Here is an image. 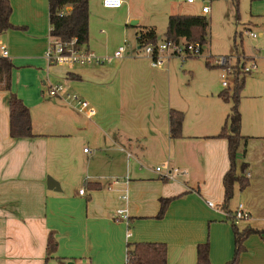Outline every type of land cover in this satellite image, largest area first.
I'll use <instances>...</instances> for the list:
<instances>
[{
	"label": "crops",
	"instance_id": "crops-1",
	"mask_svg": "<svg viewBox=\"0 0 264 264\" xmlns=\"http://www.w3.org/2000/svg\"><path fill=\"white\" fill-rule=\"evenodd\" d=\"M122 1L119 8L101 6L117 18L92 19L89 8L81 47L109 62L78 66L45 58L48 0H10L13 27L0 34L12 64L9 87L0 80V264H126L127 243L138 242L164 243L167 264H196V246L205 241L210 263L225 264L234 253L227 213L238 204L249 217L237 229L262 231L246 237L238 263L264 264V0H251L243 26L259 34L252 52H242L257 66L238 103L235 172L247 185L234 183L227 210L220 206L228 141L217 135L232 102L219 96L220 68L207 66L200 89L185 90L171 59L154 67L142 54L137 33L154 26ZM123 42L126 53L113 58ZM55 84L87 100L95 113L88 117L51 95ZM11 93L28 107L33 137L10 135ZM170 109L184 115L181 137L169 136ZM48 177L58 187L48 188ZM161 199L169 201L157 218ZM118 209L127 211V222ZM50 234L56 248L48 252Z\"/></svg>",
	"mask_w": 264,
	"mask_h": 264
},
{
	"label": "trees",
	"instance_id": "trees-1",
	"mask_svg": "<svg viewBox=\"0 0 264 264\" xmlns=\"http://www.w3.org/2000/svg\"><path fill=\"white\" fill-rule=\"evenodd\" d=\"M89 0H48L49 35L61 41L75 39L77 46H83L88 40V19ZM69 7V9H67ZM12 6L10 0H0V34L12 28L10 14ZM16 27V26H14ZM209 20L205 15L200 14H171L168 16L164 38L167 40L186 41L199 43L201 46L206 43ZM139 48L149 43H155L158 34L154 27H142L136 36ZM234 46L236 44L234 43ZM208 60V59H207ZM206 66H211L208 60ZM214 65V64H212ZM235 71L240 72L236 64ZM12 64L7 58H0V80L5 81L9 87V76ZM235 80L231 90H222L219 96L225 101H231L232 106L222 130L217 135L228 141L229 169L223 176L224 200L221 208L227 210V202L232 198L234 183L239 182L240 189L247 185V179L237 176L236 149L241 139L240 123L241 116L238 110V103L241 91L244 88L245 76ZM10 135L14 138L33 137L31 131L30 111L28 107L15 94L10 95ZM184 115L181 111L170 109L169 111V136L170 138L181 137ZM245 167V164H244ZM169 199H161L160 209L157 218L164 215ZM231 226L234 234V253L232 259L225 264H239L238 255L243 249V241L251 233L262 231L253 228L238 230L232 221ZM56 248V240L52 234L47 239V251L51 252ZM196 264H211L209 258V242L205 241L196 246ZM126 264H167V248L164 243L138 242L127 243Z\"/></svg>",
	"mask_w": 264,
	"mask_h": 264
},
{
	"label": "rangeland",
	"instance_id": "rangeland-1",
	"mask_svg": "<svg viewBox=\"0 0 264 264\" xmlns=\"http://www.w3.org/2000/svg\"><path fill=\"white\" fill-rule=\"evenodd\" d=\"M102 2L103 0H89L92 19L100 16L106 18L120 16L112 11L103 10ZM123 6L124 8L129 6L136 17L144 23L154 26L161 39L164 38L169 15H198L201 14L203 6L209 7V13L206 14L209 28L201 54L188 57L185 60L175 56L170 58L171 66L175 69L174 74L179 83L183 84L185 90L191 86V88L189 87L191 92L194 88L197 91L200 89V84L203 83L207 72L210 71L205 62L209 60L211 64H214L219 56H228L231 62L235 59L246 61L242 52H252L258 43L257 39H252L244 32L241 33L243 29H247L243 27L244 24L251 19V0H195L191 4L186 0H125ZM248 78L246 75L245 79L248 80ZM222 88L225 87L222 86ZM225 89L230 90L231 86Z\"/></svg>",
	"mask_w": 264,
	"mask_h": 264
},
{
	"label": "built area",
	"instance_id": "built-area-1",
	"mask_svg": "<svg viewBox=\"0 0 264 264\" xmlns=\"http://www.w3.org/2000/svg\"><path fill=\"white\" fill-rule=\"evenodd\" d=\"M188 3L194 2V0H187ZM103 6L106 8H119L122 6V0H103ZM209 7L203 6L201 12L203 14L209 13ZM244 32L246 35L252 39L259 37L257 32L251 31L250 29H243L241 33ZM160 39V41H159ZM128 44L123 42L113 53V58L122 57L127 51ZM142 54L147 56L151 60V64L154 67L163 66L171 57H178L181 60H185L188 57H193L201 54L202 46L195 42H186L173 40H167L165 38H158L155 43H149L144 47L140 48ZM0 58L8 59V50L5 44L0 43ZM45 58L49 64L55 65H78V66H89L93 64H102L109 62L111 57H100L95 52L88 48H82L76 45L75 39L70 41H61L58 38H54L49 35L48 47L45 53ZM215 66L221 68L220 78L221 85L228 88L234 80L240 79L243 74H249L256 69V63L254 61H239L231 60L228 56H219L215 61ZM238 65L240 72L235 71V65ZM231 81V82H230ZM235 83V82H234ZM49 93L53 96L63 98L67 101L75 103L76 109L80 113H84L88 117H91L95 110L90 105L87 100L80 98L77 94L68 93L64 90L62 84L51 85L49 88ZM84 152L88 151V148L83 149ZM161 167H156V171H160ZM249 176V173H246ZM84 189L79 190V194H83ZM126 198V196H123ZM208 206L216 207L212 202H207ZM228 216L232 218V221L236 223L239 220L247 219L249 217L248 213L243 209L242 204H238L237 207L229 211ZM116 215L119 220L128 221V214L125 209H118Z\"/></svg>",
	"mask_w": 264,
	"mask_h": 264
},
{
	"label": "water",
	"instance_id": "water-1",
	"mask_svg": "<svg viewBox=\"0 0 264 264\" xmlns=\"http://www.w3.org/2000/svg\"><path fill=\"white\" fill-rule=\"evenodd\" d=\"M132 25L136 24V21L131 22ZM47 186L48 188L58 187V184L50 177L47 178Z\"/></svg>",
	"mask_w": 264,
	"mask_h": 264
}]
</instances>
